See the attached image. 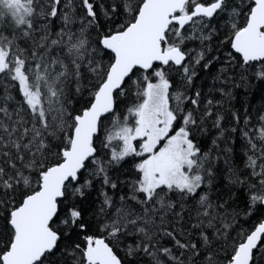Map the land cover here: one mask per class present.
<instances>
[{
    "label": "trees",
    "instance_id": "trees-1",
    "mask_svg": "<svg viewBox=\"0 0 264 264\" xmlns=\"http://www.w3.org/2000/svg\"><path fill=\"white\" fill-rule=\"evenodd\" d=\"M19 2L27 3L30 15L16 14ZM143 2L0 0V49L14 64L0 71V264L14 239L12 211L40 189L44 172L63 161L76 117L106 79L114 55L102 39L131 24ZM194 6L190 0L185 11ZM252 6L253 0H225L214 18L182 31L183 40L174 25L165 44L181 47L187 62L136 69L126 80L95 137L96 155L59 200L51 224L60 234L57 248L39 264H90L87 240L99 237L123 264L232 261L264 220V60L245 64L232 49ZM17 69L28 78L35 106ZM159 77L168 83L172 132L184 130L195 151L186 165L197 185L193 191L171 184L143 189L145 156L139 148L121 157L120 139L112 138ZM252 264H264V240Z\"/></svg>",
    "mask_w": 264,
    "mask_h": 264
},
{
    "label": "water",
    "instance_id": "water-1",
    "mask_svg": "<svg viewBox=\"0 0 264 264\" xmlns=\"http://www.w3.org/2000/svg\"><path fill=\"white\" fill-rule=\"evenodd\" d=\"M189 1L144 0L131 24L102 39L104 49L114 55L106 79L90 107L76 117L71 144L63 152V161L44 172L40 189L12 211L10 224L14 239L2 256L3 264H39L57 248L60 234L51 224L58 214L59 200L64 198L67 184L77 183L86 164L96 155L95 137L102 120L115 111L116 93L136 69L150 71L156 64L184 65L187 53L179 46L167 47V34L174 25L181 33L195 20L214 18L223 5V0L199 3L186 13ZM232 49L245 64L264 60V0H253L246 25L232 38ZM263 240L264 220L239 245L229 264H252ZM85 258L90 264H123L102 237L88 238Z\"/></svg>",
    "mask_w": 264,
    "mask_h": 264
},
{
    "label": "rangeland",
    "instance_id": "rangeland-1",
    "mask_svg": "<svg viewBox=\"0 0 264 264\" xmlns=\"http://www.w3.org/2000/svg\"><path fill=\"white\" fill-rule=\"evenodd\" d=\"M194 3L199 4L196 0ZM14 6L16 14L23 16L31 14L27 3L19 2ZM23 16H20V20L24 19ZM201 19L194 21L196 22L194 29ZM179 34L181 40L187 36L185 32ZM175 45L171 44L168 47ZM8 63L6 53L0 49V71H6L8 68L14 70V64L8 65ZM17 77L29 104L35 106L38 99L30 90L28 78L22 69H17ZM130 122L116 130L112 138L120 139L118 153L121 157L139 148L141 150L139 154L145 156L140 165L142 188L151 191L161 184H171L186 190H195L197 185L189 176V167L186 166L192 165L195 151L184 130L172 132L173 117L168 100V83L162 77H159L157 82L148 84L145 100L134 109ZM136 140L140 141V147L136 146Z\"/></svg>",
    "mask_w": 264,
    "mask_h": 264
},
{
    "label": "flooded vegetation",
    "instance_id": "flooded-vegetation-1",
    "mask_svg": "<svg viewBox=\"0 0 264 264\" xmlns=\"http://www.w3.org/2000/svg\"><path fill=\"white\" fill-rule=\"evenodd\" d=\"M224 2H225V0H223V5H224ZM223 5H222V7H223ZM180 33V32H179Z\"/></svg>",
    "mask_w": 264,
    "mask_h": 264
},
{
    "label": "bare ground",
    "instance_id": "bare-ground-1",
    "mask_svg": "<svg viewBox=\"0 0 264 264\" xmlns=\"http://www.w3.org/2000/svg\"><path fill=\"white\" fill-rule=\"evenodd\" d=\"M234 258V257H233ZM233 260V259H232Z\"/></svg>",
    "mask_w": 264,
    "mask_h": 264
}]
</instances>
